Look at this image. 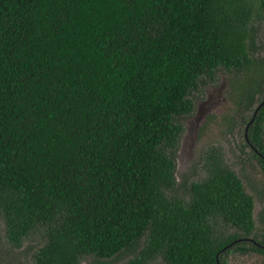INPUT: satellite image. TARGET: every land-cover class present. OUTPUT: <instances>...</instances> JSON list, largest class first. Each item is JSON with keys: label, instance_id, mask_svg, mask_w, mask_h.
<instances>
[{"label": "trees", "instance_id": "1", "mask_svg": "<svg viewBox=\"0 0 264 264\" xmlns=\"http://www.w3.org/2000/svg\"><path fill=\"white\" fill-rule=\"evenodd\" d=\"M257 18L264 0H0L7 243L44 236L35 264L116 259L140 242L120 264L264 255L253 198L219 152L198 180L175 177L189 95L220 71L251 112L245 145L264 173Z\"/></svg>", "mask_w": 264, "mask_h": 264}, {"label": "rangeland", "instance_id": "2", "mask_svg": "<svg viewBox=\"0 0 264 264\" xmlns=\"http://www.w3.org/2000/svg\"><path fill=\"white\" fill-rule=\"evenodd\" d=\"M253 27L257 56H264V23L257 18ZM227 80L226 73L220 71L215 82L202 84L190 93L193 111L181 119L183 131L175 154V177L179 184L198 180L204 175L206 163L211 162L210 157L218 156L219 152L221 160L238 175L245 191L253 198L255 226L264 235V173L255 160L249 159V147L245 145L247 131L244 126L251 112L238 110L230 97ZM178 191H183V185ZM3 224L0 219V264H35L33 257L43 245L44 236L31 233L21 247H13L5 239ZM141 247L142 242L116 259L85 257L80 264H120L133 257ZM263 260L264 255L257 253L232 252L226 256L227 264H262ZM151 264H163V261L157 257Z\"/></svg>", "mask_w": 264, "mask_h": 264}, {"label": "water", "instance_id": "3", "mask_svg": "<svg viewBox=\"0 0 264 264\" xmlns=\"http://www.w3.org/2000/svg\"><path fill=\"white\" fill-rule=\"evenodd\" d=\"M262 103H263V102H262ZM262 103H261V104L255 109L254 115L256 114V112L258 111V109L260 108V106L262 105ZM254 115H253V117H254ZM253 117L251 118L249 124L252 122ZM247 126H248V125H247ZM218 264H219V263H218Z\"/></svg>", "mask_w": 264, "mask_h": 264}, {"label": "flooded vegetation", "instance_id": "4", "mask_svg": "<svg viewBox=\"0 0 264 264\" xmlns=\"http://www.w3.org/2000/svg\"><path fill=\"white\" fill-rule=\"evenodd\" d=\"M245 130L247 131V128Z\"/></svg>", "mask_w": 264, "mask_h": 264}]
</instances>
